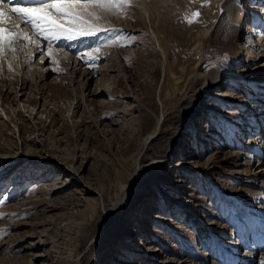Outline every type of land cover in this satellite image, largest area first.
<instances>
[{
	"label": "rangeland",
	"instance_id": "obj_1",
	"mask_svg": "<svg viewBox=\"0 0 264 264\" xmlns=\"http://www.w3.org/2000/svg\"><path fill=\"white\" fill-rule=\"evenodd\" d=\"M248 1L134 0L121 15L96 9L100 19L91 22L119 34L61 40L43 68L40 37L16 27L15 50L0 53V213L7 214L0 217V264H76L81 254L82 264H242L218 259L230 249L231 232L240 239L241 224L209 231L203 220L234 216V201L244 199L254 214L264 197V177L251 185V173L264 168L252 144L258 131L264 154V83L253 85L264 79V50H243L260 38L245 32L261 25ZM195 11L198 21L187 23ZM7 15L6 23H22ZM109 39L119 43L109 46ZM157 159L167 166L166 181L132 190L122 212H110L135 168ZM253 219L250 233L264 232V222ZM136 221L142 224L132 232ZM104 231V246L118 236L132 245L94 247ZM258 244L253 264H264Z\"/></svg>",
	"mask_w": 264,
	"mask_h": 264
},
{
	"label": "bare ground",
	"instance_id": "obj_2",
	"mask_svg": "<svg viewBox=\"0 0 264 264\" xmlns=\"http://www.w3.org/2000/svg\"><path fill=\"white\" fill-rule=\"evenodd\" d=\"M251 5H253L254 7H252V11H249L252 18L256 19L257 21L260 19V23L261 25H259L258 28L255 29L254 27V30H255V33L252 31V27H250L249 25L246 26L245 28V32L249 35H252V33L254 34V36H257L256 32L258 31L259 33V36L260 38L253 42L252 40H249L247 41L244 45H243V50H245L247 52L248 55H250V53H254V50H257L258 52L259 51H262L264 50V32H262V30H264V20L262 21V19H264V13H263V6H258V5H255V2L252 3ZM255 15V16H254ZM11 17V16H9ZM14 17V16H13ZM17 17V16H16ZM248 17H249V13H248ZM7 20V19H6ZM6 20L3 24V26L8 30V31H11V32H14L17 30V26H21V30L23 31L24 29V21L21 20L22 23H19L16 22V24H9V23H6ZM13 21V20H12ZM15 21V20H14ZM262 21V22H261ZM254 23V22H253ZM26 28V27H25ZM261 28H263L261 30ZM32 30V29H31ZM18 31V30H17ZM32 32H34L32 30ZM30 34V32H29ZM28 36V35H27ZM31 36V35H30ZM35 36V35H34ZM253 36V38H254ZM21 37V36H20ZM32 38V37H31ZM34 38V37H33ZM36 38V37H35ZM17 39V38H16ZM37 42L38 40L36 41V46H37ZM15 43V42H14ZM39 45H40V48L41 51L44 52L45 50V54L44 56H42V59H40V62L43 63V66L42 68L44 67V65H46L48 63V61L50 60L48 55H47V51H48V42L47 41H44L42 38L39 39ZM56 44H59L60 46L63 45V43L61 41L59 42H55ZM13 44V43H12ZM246 46V47H245ZM17 47V46H16ZM15 47V48H16ZM18 48V47H17ZM13 45H11V47H6L4 50L5 51H9V52H12L13 53ZM24 50V49H23ZM74 52V51H73ZM16 54L19 53V51L17 50L15 52ZM55 53V47L52 48V55ZM56 53H57V50H56ZM1 55V54H0ZM62 55V54H60ZM65 55V54H64ZM66 57V56H65ZM71 57V56H70ZM264 55H260L259 58H263ZM31 58H32V54H26V59L24 60V63L28 62V60L31 61ZM68 58V56L66 57ZM69 59V62L71 60V58H68ZM59 60V59H58ZM66 60V59H65ZM64 60V61H65ZM63 61V60H62ZM55 62L51 61V65H53ZM60 63V61L58 62ZM11 65V64H10ZM64 65V63L62 64ZM68 65V64H67ZM26 66V65H25ZM66 66V65H65ZM53 68V67H52ZM51 69V68H50ZM56 69V68H55ZM76 69V68H75ZM51 73H57V71H54V69H52ZM94 78V77H93ZM254 84V87L255 88H263L261 87V84L264 83V79L262 80H256L253 82ZM258 83H261V84H258ZM258 84V85H256ZM264 89V88H263ZM228 101H231V100H228ZM161 120V119H160ZM158 122V121H157ZM158 126V125H157ZM156 129V127H155ZM156 131L153 132L151 135H149L147 138H145V144H143V147H145L146 144L149 143V141L154 138V135H155ZM258 133L259 135V132L256 131L252 136L254 137V142L252 143L255 148L257 147V150L255 151V153L257 154V156H259V166H262L264 165V154L262 152V147H258V146H263L262 144H259V142L262 141L261 137L260 136H256V134ZM156 136V135H155ZM40 141V140H39ZM112 143V142H111ZM124 150V149H123ZM127 151V150H126ZM17 153V152H16ZM261 159H263L261 161ZM139 162V161H138ZM166 164L164 163V160H161V159H157V160H154V161H150L148 164H143V165H140V166H137V168H135V173H136V176L134 178H131L128 180V182H126L123 186L120 187V189L118 190L117 194L114 195V200H113V205L111 206L110 208V212H113V213H121L122 212V205H124L126 201L125 197L128 196L130 194V192L132 190H137V189H140V188H143L141 190H145L144 187H146L147 185H150L151 183H153L154 181H157L158 179L162 181H166V179H164V176H166L167 174V168H166ZM259 169V173L254 171L251 173V175H253V177L255 178V182L251 183L254 184V185H257V180L261 177H264V168H257ZM78 174V173H77ZM261 174V175H260ZM124 175V174H123ZM118 182L119 184L121 185L122 184V171L120 172V175L118 177ZM164 181V182H165ZM168 185H171V184H168ZM264 189V181L262 183V186H261V189ZM116 193V192H115ZM109 196H111L109 194ZM108 199H111L110 197H108ZM245 200V199H244ZM242 201L241 203L237 202V201H234V207L236 209V213L234 216L232 217H226L224 212H222L221 214L219 215H213V218H215L216 221H208V220H203V224H204V229H207L209 231H213L215 230V228H217L218 226L216 225V223H219V224H228V225H232L233 227L235 226L234 224L236 222H239L241 224V227L242 229L245 231H242L239 233L240 235V239H234L232 238L233 234L232 232L230 233V238L231 240L233 241H229V244L230 245V249L226 250L222 255L223 257L222 258H218L220 260V262H223L224 260L225 261H229L231 262L232 261V258L230 257H235V259L237 258L239 262H241L242 264H253V261H254V254L257 253L260 249V246L258 244V241H260L261 243H263V247H264V232H263V229H259L257 230L256 228L253 229L254 231L252 233H250V227L248 226V218H251V217H255V219H253V221H257L258 219L261 220V222H264V205H263V202H264V197L262 199H260L261 201L259 202V212H255L254 214H252L251 210H254L256 209V206H248V208L246 207L247 205H245V201ZM82 201V200H81ZM129 204V203H128ZM192 204V203H191ZM186 205V209L187 210H194L195 209V206L193 205ZM127 205V204H126ZM133 206L135 205V202L132 204ZM185 205V204H184ZM51 206V205H50ZM57 207V206H56ZM48 208V207H47ZM134 210V209H133ZM81 212V211H80ZM252 214V215H251ZM130 216H134L133 213L130 214ZM145 216H148V214H146ZM251 216V217H250ZM84 217V216H83ZM219 218V219H218ZM218 219V220H217ZM202 221V220H201ZM259 222V221H258ZM59 225V221L57 223ZM136 226L135 227H132V232H134L133 230L138 229L140 228L138 224H142L141 222H138L136 221ZM237 224V223H236ZM260 224V223H259ZM62 225H64L62 223ZM60 226V225H59ZM240 226V225H239ZM65 227V225H64ZM151 229V228H150ZM240 229V228H239ZM248 230V231H246ZM136 231V230H135ZM149 231V230H148ZM208 231V232H209ZM261 232L263 233L262 235ZM147 233V232H146ZM247 233V234H246ZM59 234V233H58ZM228 234V233H227ZM251 234V236L249 235ZM253 234V235H252ZM246 235V236H244ZM249 235V236H248ZM58 236V235H57ZM84 236V235H83ZM243 237V238H241ZM121 237H117L112 243L111 245L109 246H104L103 243L104 242H107L108 239H109V233L108 232H102L99 236V238L97 239V241H93L95 242L93 245L94 247L97 246L98 248H106L105 251H108L110 252L112 250V246H114L115 248L116 247H120L121 245H123L124 243H126L127 245H132V238L130 239H120ZM58 239V238H57ZM118 239V241L116 242V240ZM225 239V238H223ZM52 240V239H51ZM55 240V238H54ZM237 241V243H236ZM51 242V241H50ZM53 242V241H52ZM227 242V240H226ZM39 247H42L45 245V240H39ZM134 244H136V242H133ZM221 243V242H220ZM92 244V242H91ZM139 246H141L142 244L139 242L138 243ZM246 246V251L245 253L240 256L239 255H233L232 254V251H236L237 253L239 252V249L241 248V246ZM250 248V249H249ZM104 251V252H105ZM254 251V252H253ZM151 255H153V253L151 252L150 253ZM218 254V252H217ZM74 255V254H73ZM254 255V256H253ZM141 255H137V257H140ZM2 257V256H1ZM43 255L41 254L40 256L36 254V257H34L35 259H42ZM6 258V257H5ZM71 258V256L69 257ZM67 258V259H69ZM76 264H82L83 262H85V260L87 259V256H82L81 255H78L76 257ZM2 259V258H1ZM4 259V258H3ZM28 259V258H27ZM72 259V258H71ZM262 259V258H261ZM7 260V259H6ZM21 260V259H19ZM5 261V259H4ZM15 264H19L20 262H18V259H9L7 260V262L9 264H11V262ZM25 261V260H23ZM66 261V259H65ZM75 261V260H74ZM6 262V261H5ZM22 262V261H21ZM70 262V261H69ZM2 263V262H1ZM7 263V264H8ZM26 264H36L35 261H33V258H30L28 259V263L25 262ZM24 262L22 264H25ZM106 263H107V260H106ZM117 263H120L119 260H117ZM74 264V263H73Z\"/></svg>",
	"mask_w": 264,
	"mask_h": 264
},
{
	"label": "snow or ice",
	"instance_id": "obj_3",
	"mask_svg": "<svg viewBox=\"0 0 264 264\" xmlns=\"http://www.w3.org/2000/svg\"><path fill=\"white\" fill-rule=\"evenodd\" d=\"M133 2L134 0H0V53H3L6 47H11L13 40L20 36L19 32L8 31L3 26L5 20L9 18L8 12L15 14L38 37L48 42L47 55L51 57L52 48L58 47L55 42L61 40L76 41L85 37H94L101 31H112L118 35L119 30L102 29L98 24L91 22L100 19V14L95 10L121 15ZM208 2L209 0H205L203 6H207ZM90 8L92 11H89ZM200 15L199 11L191 12L185 18L186 22L189 24L197 22ZM24 39L29 43L33 42L30 36L25 35ZM118 43L117 39L107 41L109 46ZM39 48L37 42V49ZM98 51L99 47L92 49V52ZM86 59L95 60L97 57L88 53ZM54 71L59 69L56 68ZM4 215L7 214L0 213V217Z\"/></svg>",
	"mask_w": 264,
	"mask_h": 264
}]
</instances>
